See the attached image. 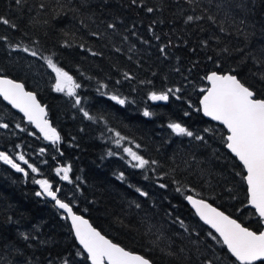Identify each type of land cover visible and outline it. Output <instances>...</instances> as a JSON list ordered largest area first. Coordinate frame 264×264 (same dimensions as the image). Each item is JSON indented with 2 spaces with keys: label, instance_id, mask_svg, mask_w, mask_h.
Masks as SVG:
<instances>
[{
  "label": "trees",
  "instance_id": "1",
  "mask_svg": "<svg viewBox=\"0 0 264 264\" xmlns=\"http://www.w3.org/2000/svg\"><path fill=\"white\" fill-rule=\"evenodd\" d=\"M224 2L232 6L230 18L236 23L226 22V32L221 33L218 25L206 18L184 22L186 15H206L203 8L209 7L207 0H194L192 4L187 0H137L135 5L131 0H25L21 6L15 0H0V15L17 25L13 29L0 24V36L7 37L6 41L0 40L3 70L0 74L21 81L25 88L36 93L61 136L57 152L50 141L42 140L21 115L0 99V123L9 125L0 128V151L25 154L40 169L42 175L36 177L47 178L54 187H61L60 199L71 202L75 198V212L83 214L113 242L142 254L154 264H202L205 258L213 264L234 261L222 243L212 239L209 233L215 234L197 219L183 195L175 191L178 186H186L184 194H198L252 230L261 227L254 211L244 205V172L224 147L223 127L198 111L200 90L206 86L203 77L211 70L235 69L234 74L255 84L257 98H264V84L251 74L259 70V65L243 59L245 54L260 57L264 48V0H244L247 7L242 10L234 7L241 0ZM40 3L45 5L43 9L38 8ZM145 7H153L155 11L147 13ZM209 10L217 16L218 23L228 11L226 8L217 12L215 4ZM241 19H246V25L239 24ZM108 23H114L116 29H108ZM237 29H241L240 34ZM93 32L101 35L93 36ZM144 40L148 43H143ZM202 41H207V45ZM16 44L21 48L10 47ZM161 45L167 46V58L159 52ZM23 47L35 50L38 55L23 52ZM225 47L228 53L222 51ZM42 57H51L82 85L76 90L82 98L81 106L97 118L95 122L83 118L79 108L73 107L72 98L52 90L55 73L47 68ZM125 72L134 79L125 80ZM118 80L120 84L116 83ZM149 80L151 84L140 83ZM100 83L107 85L101 91L118 94L127 98V102L119 105L108 96H101L97 92ZM177 86L182 89L177 94L181 96L179 100L175 97L165 103L147 100L149 91ZM145 109L153 115L143 116ZM185 112L189 115L185 116ZM173 121L203 135L205 142L175 136L167 127ZM17 124L26 130L21 131ZM109 128L129 138L124 142L126 146L133 147L146 159L159 162L154 166L155 172L147 170L150 179L145 180L143 170L132 169L120 158L124 155L122 148L117 149L112 143ZM205 128L210 131L204 132ZM131 141L140 144V149H135ZM40 148L46 149L42 155ZM109 150L119 155L109 156ZM65 164L72 167L71 184L54 175V169ZM21 166L27 170L22 162ZM120 172L125 174V181L116 179ZM33 175L36 174L30 173L25 178L0 162V257L3 258L0 264H24L28 258L32 264L50 261L62 264L64 259L70 264H89L84 256L76 255L79 246L61 211L52 201L35 195L38 185L32 182ZM158 178L167 188L158 186ZM129 185L141 187L149 196L140 197ZM189 188L194 191H188ZM133 200L141 204L140 209L128 207ZM145 216L172 238L173 250L184 247L185 254L175 258L154 248L155 236L145 235V227L140 223ZM177 217L184 221L191 238L200 241L199 252L189 244V233L173 223ZM19 232L31 233L35 239L25 242Z\"/></svg>",
  "mask_w": 264,
  "mask_h": 264
},
{
  "label": "snow or ice",
  "instance_id": "2",
  "mask_svg": "<svg viewBox=\"0 0 264 264\" xmlns=\"http://www.w3.org/2000/svg\"><path fill=\"white\" fill-rule=\"evenodd\" d=\"M187 2L192 4L194 0H187ZM207 2L209 7L203 8V12L206 15H186L184 17L185 24L201 21L206 18L211 24L218 25L221 33H225L226 28L224 24L226 22L231 24L236 23L234 18H230L232 6L226 4L224 0H207ZM15 3L17 6H21L25 3V0H15ZM136 3L137 0H131V4L135 5ZM213 4H215L217 12L226 8L228 9V11L224 13V20L219 23L217 16L210 13L209 10ZM44 7L45 5L43 3L38 5L39 9H43ZM234 7L242 10L247 7V4L244 0H241V2L236 3ZM144 10L147 13L155 11L153 7H145ZM153 23H155V21ZM246 23V19H241L239 21L241 26L246 25ZM0 24L7 25L13 29L17 27L16 24L2 15H0ZM107 28L114 31L116 25L114 23H108ZM149 32H152L151 26L149 27ZM237 32L240 34L241 29H237ZM243 34L246 37L248 35L246 32ZM65 35L67 34L65 33ZM91 35L99 36L101 33L93 32ZM132 35L135 36L136 32L133 31ZM155 38L157 40L160 39L159 36ZM214 38L219 40V37ZM127 39L128 37L125 36L124 40ZM0 40L6 41L7 37L0 36ZM142 42L145 44L148 43L146 40ZM207 43V41H202L204 45H207ZM10 47L13 49H20L21 45H10ZM80 47L83 48L84 45L81 44ZM134 47L135 46H133V48ZM133 48H130L129 51L131 52ZM21 50L25 53L30 52V55L33 57L38 55L35 50H30L28 47H23ZM116 51H120V49H116ZM222 51L228 53L229 50L225 47ZM235 51L243 50L236 49ZM159 52L161 56L167 58L168 53L166 45H161L159 47ZM92 54L99 55V53L95 52ZM42 59H44L47 68L55 73V82L51 85L52 90L72 98L74 100L73 107L79 108L83 118L95 122L97 118L92 116L88 110L81 106L82 98L77 94L76 90L82 87V85L77 83L69 72L57 66L51 57H42ZM243 59H251L255 65H259V70L251 74L253 77L257 78L259 82L264 84V48L261 49L260 57L254 54H245ZM2 71L3 70L0 69V73H2ZM177 71H179V69H177ZM234 73L235 69L225 72L211 71L203 77L211 86L200 90L202 92V97L199 101L200 108L198 111H202L204 116L220 122V124L227 129L228 134L226 137H223V143L246 171V175L242 176V180L246 182L247 185V202L248 205L255 209V214L259 217L261 228L264 229V98H257V90L254 83L249 84L242 80L238 73ZM123 78L125 80L134 79V77L127 72L123 74ZM116 83L120 84L121 81L118 80ZM140 83L151 84L152 81H140ZM105 88H107V85L100 83L97 92L100 93L101 96H108L111 101H115L119 105H124L127 102V98L121 97L118 94L101 91V89ZM132 90L135 91L136 89L133 88ZM181 91L182 89L179 86L169 87L163 91H149L147 93V100L169 101L170 97H175L179 100L181 96L177 94L181 93ZM0 97H3L13 108L23 113V118L29 124L34 125L43 136V139L50 141L56 151L59 152L61 136L47 119V111L38 101L36 93L27 91L24 83L0 74ZM189 107H191V104H189ZM152 115L153 113L148 109L143 111V116L145 117H150ZM184 115L187 116L189 113L185 112ZM99 119L102 120L103 117ZM8 127V124L0 123V128L6 129ZM16 127L20 128V125L17 124ZM167 127L175 136L189 137L197 142H205V137L203 135L196 134L180 122H170ZM20 130L25 131L26 129L20 128ZM209 131L210 129L208 128L204 129V132ZM108 132L111 134L109 138L112 139V143L117 149L122 148L124 155L120 158L124 159L132 169L143 170L145 173V180L150 179L147 175V170L151 168L152 171L155 172L156 168L154 166H158L159 162L157 160L146 159L138 151L134 150L133 147L126 146L124 142L128 141L129 138L123 136L119 131L109 128ZM131 143L135 144L134 141H131ZM15 147L19 148L20 145H16ZM140 147V144H135V149H140ZM45 151V148H40L39 154L42 155ZM107 154L109 156L119 155L118 152L112 150H109ZM53 159H55V157H53ZM191 160L195 162V157H192ZM0 162L10 166L16 172L22 173L25 178L29 177L30 173L36 174L32 176V182L39 186V190L35 192V195L37 197L50 198V200L54 202V207L57 210H62V219L70 221L71 232L74 234L79 244V248L76 252L77 256H84L86 261H89L90 264H153L149 258L127 250L125 247L106 238V236L102 235L100 231L94 228L87 219L82 215H78L73 208L75 198L73 197V201L71 202L60 199L58 194L62 190L61 187L56 186L54 190V185L49 179L36 178V176L42 175L40 169L30 163L29 160L25 158V154L21 152L9 154L6 151H0ZM21 162L23 165L27 166V170L25 167L21 166ZM187 163L186 161V165ZM28 170H30V172ZM54 171L61 181H66L69 184L73 183L69 176V173L72 171L70 164L58 165ZM201 174H203L202 169ZM237 175H239V173H237ZM116 179L125 181V174L120 172L116 175ZM157 183L160 188H167L166 184L159 183V178L157 179ZM173 183L178 182L173 180ZM129 187H134L135 192L139 194L140 197L149 196V193L141 187H135L133 185H129ZM185 187L186 186H178L175 191L184 196V199L192 206L195 210V214L204 224L214 229L217 235H213L212 233H209V235L218 243H222L227 249V253L234 258L232 264H257V262L264 264V230L254 231L243 226L241 223L237 222L236 219L231 218L218 208L213 207L206 200L197 198L198 194H184ZM76 191H80L79 185L76 186ZM188 191L194 190L189 188ZM128 207L140 209L141 204L133 200L129 202ZM167 215H170V213H167ZM140 223L145 227V235L151 234L155 236L152 241L153 247L159 249L162 254L175 258H179L185 254L184 247L173 250L174 242L172 238L166 236L160 228L152 224L149 217H142ZM173 223H178L185 232L189 233V244L195 246L196 251L199 252L200 241L191 238V233L185 226L184 221L177 217ZM18 235L25 242L30 239H35V237L28 232H19ZM40 243H44V241H40ZM14 251L20 252V249H14ZM2 260L3 258L0 257V261ZM24 264H32L31 259H26ZM49 264H51V261ZM62 264H70V261L64 259ZM202 264H213V261L205 258Z\"/></svg>",
  "mask_w": 264,
  "mask_h": 264
},
{
  "label": "water",
  "instance_id": "3",
  "mask_svg": "<svg viewBox=\"0 0 264 264\" xmlns=\"http://www.w3.org/2000/svg\"><path fill=\"white\" fill-rule=\"evenodd\" d=\"M214 71V70H213ZM209 72H211V71H209ZM209 72H207L206 74H205V76L209 73ZM10 79H13V78H11V77H9ZM13 80H16V79H13ZM16 81H18V82H21V81H19V80H16ZM205 82H206V87L205 88H207V87H210L211 85L205 80ZM26 90L27 91H31V90H29V89H27L26 88ZM33 92V91H32ZM202 97V93L199 95V98H198V107L200 108V103H199V101H200V98ZM0 99L5 103V104H7L12 110H14L15 112H17L19 115H21V117H22V119H23V121L24 122H27L24 118H23V113H21V112H19V110L18 109H15V108H13L7 101H5L4 99H3V97H0ZM259 99V98H258ZM39 101V100H38ZM40 102V101H39ZM151 103H165L166 101H150ZM41 105L42 106H44L45 107V105L44 104H42L41 103ZM45 109H46V107H45ZM47 111V110H46ZM200 113L202 114V116L204 117V118H206V119H208V120H210V121H212V122H215V123H217L218 125H220V126H222L223 127V129H224V131H225V134H224V137H226L227 136V129H225L224 128V126L222 125V124H220V122H218V121H214V120H212L210 117H206V116H204V114H203V112L202 111H200ZM47 119L49 120V122H50V119L47 117ZM28 123V122H27ZM51 123V122H50ZM30 126H31V128L39 135V137L41 138V139H43V136L39 133V130L38 129H36L35 128V126L34 125H31L30 124ZM53 126V125H52ZM58 132V131H57ZM44 140V139H43ZM46 141V140H45ZM224 147H225V145H224ZM225 149L232 155V156H234L226 147H225ZM237 160V159H236ZM238 161V160H237ZM239 162V161H238ZM240 163V162H239ZM241 165V164H240ZM242 166V165H241ZM242 168H243V166H242ZM243 171H244V174L243 175H246V171L243 169ZM245 183V190H246V201H245V203H244V205L245 206H249V207H251L250 205H248V202H247V185H246V182H244ZM55 190V189H54ZM187 195H192V194H189V193H187ZM197 198H202V197H198L197 196ZM48 200H50V198H47ZM183 199H184V197H183ZM202 199H204V198H202ZM204 200H206V199H204ZM51 201V200H50ZM184 201L186 202V204L189 206V208L193 211V213L195 214V210L192 208V206L184 199ZM208 203H210L208 200H206ZM52 203H53V205H54V202L52 201ZM213 207H216V208H218L217 206H215V205H213L212 203H210ZM252 208V207H251ZM220 211H222V212H224L223 210H221L220 208H218ZM253 209V211L255 212V209L254 208H252ZM61 212H62V210H60ZM77 213V212H76ZM226 215H228V216H230L229 214H227L226 212H224ZM78 215H82L85 219H87L83 214H81V213H77ZM195 216L199 219V217L195 214ZM231 218H233V219H235L234 217H232V216H230ZM88 220V219H87ZM237 220V219H236ZM89 221V220H88ZM199 221H201L200 219H199ZM202 223H203V221H201ZM237 222H239L238 220H237ZM67 223H68V226H69V228H70V231H71V223H70V221H67ZM89 223H90V221H89ZM240 223V222H239ZM91 224V223H90ZM204 224V223H203ZM92 225V224H91ZM206 227H208L211 231H213L214 233H215V231H214V229H211L210 228V226H208V225H206V224H204ZM93 226V225H92ZM244 226V225H243ZM94 227V226H93ZM246 227V226H245ZM95 228V227H94ZM97 229V228H96ZM250 229V228H249ZM98 230V229H97ZM252 230V229H251ZM259 230H264V229H262V228H260ZM258 230V231H259ZM99 231V230H98ZM72 233V232H71ZM102 234V233H101ZM102 235H104V234H102ZM217 235V234H216ZM72 236H73V238H74V240H75V242H76V244L79 246V244H78V242L76 241V239H75V236H74V234L72 233ZM106 238H108L107 236H106ZM109 239V238H108ZM115 243V242H114ZM128 250V249H127ZM227 250V249H226ZM132 252H134V251H132ZM134 253H137V252H134ZM137 254H140V253H137ZM86 255V254H85ZM140 255H142V254H140ZM88 263L90 264V262L88 261ZM154 264V263H153Z\"/></svg>",
  "mask_w": 264,
  "mask_h": 264
},
{
  "label": "rangeland",
  "instance_id": "4",
  "mask_svg": "<svg viewBox=\"0 0 264 264\" xmlns=\"http://www.w3.org/2000/svg\"><path fill=\"white\" fill-rule=\"evenodd\" d=\"M32 74H33V72H32ZM54 175L56 176V178H59V177L56 175L55 171H54ZM36 178H40V177H36Z\"/></svg>",
  "mask_w": 264,
  "mask_h": 264
}]
</instances>
